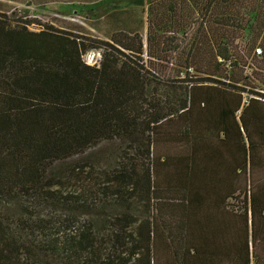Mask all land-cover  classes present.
Listing matches in <instances>:
<instances>
[{"label":"trees","instance_id":"16d2710c","mask_svg":"<svg viewBox=\"0 0 264 264\" xmlns=\"http://www.w3.org/2000/svg\"><path fill=\"white\" fill-rule=\"evenodd\" d=\"M146 4L144 37L108 40L0 11V203L38 192L55 161L120 140L93 193L157 214L117 216L109 255L87 231L48 248L76 264H264V0ZM169 64L185 77H166ZM163 82L177 89H153ZM0 264H39L1 220Z\"/></svg>","mask_w":264,"mask_h":264},{"label":"rangeland","instance_id":"374dc122","mask_svg":"<svg viewBox=\"0 0 264 264\" xmlns=\"http://www.w3.org/2000/svg\"><path fill=\"white\" fill-rule=\"evenodd\" d=\"M131 1H133L132 6L130 5L131 11H134L137 20L143 18L141 22L143 23L144 16L146 19V0ZM19 14V11H15L14 15H11L16 17ZM137 25L138 33L144 37L147 24L144 27ZM30 28L39 30V26H30ZM89 34L100 38L96 32L89 31ZM244 34L243 38L237 40L238 45H242L239 47L242 50L248 48L247 41L252 36L250 31ZM179 37L181 36L173 39V45L179 43ZM168 40L169 37L166 38V41ZM172 48L173 56L183 51L180 47ZM258 52L260 49H257ZM92 55H101L100 50H90L84 55L87 64H93ZM166 70V77H185L181 69L170 64ZM168 85L167 82H163L153 89L158 88L163 94L173 93L177 89V86ZM125 146L126 144L120 140H102L82 153L51 164L47 168L43 185L38 192L34 190L31 196H16L1 201L0 220L8 226V231L16 238L17 243L22 245L23 251L30 250L39 264H76L78 260L74 262L66 255L56 253L48 248L47 244L54 239L63 243L71 237H79L82 231H87L92 241L90 251L100 256L109 255L122 248L121 240L114 232L113 223L117 216L125 212L138 217L157 214L153 208L152 211H147L143 204L133 200L132 202L118 200L112 191L106 196L112 200H107L106 203L102 202L101 196L95 197L93 193L96 190L97 176H103L117 165ZM84 192L83 199L75 198L76 195ZM84 253L88 254L87 251Z\"/></svg>","mask_w":264,"mask_h":264},{"label":"crops","instance_id":"0c3cea01","mask_svg":"<svg viewBox=\"0 0 264 264\" xmlns=\"http://www.w3.org/2000/svg\"><path fill=\"white\" fill-rule=\"evenodd\" d=\"M132 3L131 0H0V11L9 13L14 9L29 16L35 10L58 13L67 18L52 16L48 23L76 32H96L101 39L108 40L116 31L132 33L137 31V24L142 27L146 24L145 16L143 23V18L140 21L136 19L130 9Z\"/></svg>","mask_w":264,"mask_h":264},{"label":"built area","instance_id":"2783aa9c","mask_svg":"<svg viewBox=\"0 0 264 264\" xmlns=\"http://www.w3.org/2000/svg\"><path fill=\"white\" fill-rule=\"evenodd\" d=\"M37 17H41V16H43L44 17V20H46V19H49V17H62V18H67L66 16H63V15H60V14H58V13H51V14H49V13H47V14H45V15H36ZM68 19H70L69 17H68ZM72 20H75V18H72ZM95 56V57H94ZM92 59V65H98L99 64V60H100V55H92V57H91Z\"/></svg>","mask_w":264,"mask_h":264}]
</instances>
